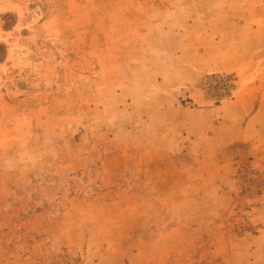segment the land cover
I'll return each instance as SVG.
<instances>
[{
	"label": "rangeland",
	"instance_id": "rangeland-1",
	"mask_svg": "<svg viewBox=\"0 0 264 264\" xmlns=\"http://www.w3.org/2000/svg\"><path fill=\"white\" fill-rule=\"evenodd\" d=\"M0 264H264V0H0Z\"/></svg>",
	"mask_w": 264,
	"mask_h": 264
}]
</instances>
